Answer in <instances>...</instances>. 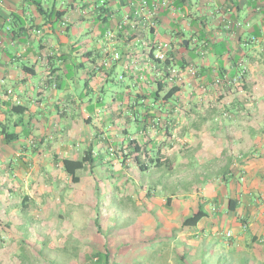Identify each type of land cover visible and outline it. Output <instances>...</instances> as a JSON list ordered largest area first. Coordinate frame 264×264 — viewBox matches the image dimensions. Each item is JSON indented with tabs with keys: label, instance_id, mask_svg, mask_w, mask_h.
<instances>
[{
	"label": "crops",
	"instance_id": "crops-1",
	"mask_svg": "<svg viewBox=\"0 0 264 264\" xmlns=\"http://www.w3.org/2000/svg\"><path fill=\"white\" fill-rule=\"evenodd\" d=\"M139 5L128 0H0V210L6 216L0 212V225L7 220L13 227L19 221L14 206L28 201L29 187L55 188L62 175L73 183L63 161L81 160L88 150L94 165H85L77 175L89 172L93 186L97 148L109 157L107 163L122 168L127 176L121 181L133 188L141 174L164 165L174 171L188 156L200 165V177L188 178L183 167L180 175L187 181L179 184V175H171L167 181L178 183L164 189L184 190L193 178L201 182L199 189H226L223 181L234 192L240 190L237 178L245 172L252 178L249 185L264 182V154L258 152L264 150V0H175L172 7L161 9L155 29L150 28L149 11L136 14ZM126 15L130 20L120 28ZM236 21L243 27L228 29ZM109 32L113 38H108ZM185 41L189 49L181 48ZM164 43L176 47L184 69H197L195 78L185 74L180 85L160 80L165 85L162 96L179 88L168 102L154 98L159 89L154 67L162 65L155 54ZM114 51L122 59L105 69L102 61ZM242 67L247 70L243 86L250 85L255 93L256 107L234 100L231 115L224 118L227 108L220 105L217 93L222 97L228 89L212 88L213 79L236 77ZM118 70L136 90L133 99L120 105L118 92L105 101L106 83ZM133 122L142 127L136 135L129 132ZM223 127L227 136H214ZM185 144L191 148L188 153ZM124 154H130L127 160ZM238 196L228 195V204ZM242 203L247 202L239 200ZM173 231L177 239L198 233L178 226Z\"/></svg>",
	"mask_w": 264,
	"mask_h": 264
},
{
	"label": "rangeland",
	"instance_id": "rangeland-1",
	"mask_svg": "<svg viewBox=\"0 0 264 264\" xmlns=\"http://www.w3.org/2000/svg\"><path fill=\"white\" fill-rule=\"evenodd\" d=\"M218 49L223 48L219 46ZM120 75L118 70L107 81L106 102L113 100L115 92L120 93L118 105L133 99L135 87L131 86L128 77L120 79ZM217 78L222 79L215 76L212 88L220 92L228 89L222 97L217 93L220 96L218 102L227 108L224 112L231 115L230 105L237 99H242L247 106L256 105L255 93L250 85L243 86V80L239 85L224 82V85L214 87ZM77 83L81 89L82 80ZM128 87L131 94H127ZM140 128L133 122L129 132L136 135ZM261 129L264 131V123ZM217 132L214 136H227L224 127ZM27 145L32 150L33 145ZM114 146L120 153L122 146L118 141ZM183 148H187V153L191 149L189 144ZM258 152L264 154L261 148ZM95 153L98 165L93 170V186L89 183V172L87 176L79 172L81 181L76 185L62 175L55 188L29 187L26 190L28 201L18 208L14 206L16 213L13 216L18 218L19 215V221L10 229L5 228L7 220L4 226L0 225V264H104L95 257L98 250H103L104 244L112 251L113 264H240L242 260L241 264H246L244 260L247 264H264V182L258 186L255 183L249 185L252 178L245 172L237 178L241 183L240 190L234 192L230 183L223 181L221 185H227L226 189L223 186L220 189H199L201 182L197 184L193 178L184 190L164 189L178 183L167 181L171 175H179L176 177L179 184L187 181L180 175L183 167L188 178L200 177L199 172L196 173L200 165L188 156L184 158L185 164L183 161L174 171L164 165L157 171L156 167L152 168L155 172L140 173L141 179L135 189L121 181L127 176L122 168L107 163L109 157L101 155L98 148ZM152 158L157 164L156 152ZM103 161L107 162L101 165ZM146 162L149 163L148 156ZM218 172L222 179L224 172ZM127 173L136 178L139 176L130 171ZM155 176L158 178L153 179ZM203 185L206 187L207 184ZM235 193L240 202L247 203L232 212L228 208L227 196ZM169 195L173 201L167 204ZM0 200L4 201L1 194ZM201 202L208 217L192 228L191 231L198 233L177 239L173 227L181 228L182 219L196 211ZM0 212L1 217L6 218ZM227 233L231 236L228 237ZM183 251H186L185 261L181 259Z\"/></svg>",
	"mask_w": 264,
	"mask_h": 264
},
{
	"label": "built area",
	"instance_id": "built-area-1",
	"mask_svg": "<svg viewBox=\"0 0 264 264\" xmlns=\"http://www.w3.org/2000/svg\"><path fill=\"white\" fill-rule=\"evenodd\" d=\"M126 1V0H125ZM130 2L137 1L139 2V10H137L136 14H139L140 11L147 10L149 11V25L151 29H155L157 23L159 21V15L162 8H170L173 6L175 0H154L151 4H149V0H128ZM101 3L104 4V0H101ZM174 9V8H173ZM130 20V16L126 15L121 22L120 28L126 25ZM232 27V28H231ZM243 27L242 22L236 21L231 23V26L228 29L233 28H241ZM108 38H113L112 32L108 33ZM253 42L257 41L256 37L252 38ZM201 51V50H199ZM122 59V54L118 51H114L108 59L102 61V67L105 69H110L111 66L115 62H119ZM155 59L162 64L160 68H155L156 78L158 80H170L171 82L175 81L179 85L185 82V74L195 78L197 76V69L192 66L188 65L184 69L183 62L177 57L176 55V47L171 43H164L157 46V53L155 54ZM169 62V63H168ZM246 67H242L239 75L232 78H217L214 81V87L224 85V82L228 83L229 85H239L240 82L243 80V76L246 74ZM120 79H123V76H120ZM11 94V90L7 92L9 96ZM224 117H228L229 114L227 112L223 113ZM33 143V142H30ZM227 236L230 237L231 234L227 233Z\"/></svg>",
	"mask_w": 264,
	"mask_h": 264
},
{
	"label": "trees",
	"instance_id": "trees-1",
	"mask_svg": "<svg viewBox=\"0 0 264 264\" xmlns=\"http://www.w3.org/2000/svg\"><path fill=\"white\" fill-rule=\"evenodd\" d=\"M188 41H191V39H189ZM189 44L188 45H185L184 43H181V48L183 49H189ZM223 47V46H222ZM224 50L220 51V56L224 55ZM183 64L185 65V62L184 60L182 61ZM169 63V62H168ZM223 77V76H222ZM244 77V76H243ZM159 83V89H157V91L155 92L154 94V98L155 99H162L164 101H170L174 94L179 90V88H176L174 87L173 89H171L168 93L164 94V96L161 95L162 91L164 90V87L165 85L162 84V82L159 80L158 81ZM10 134L6 133V138L9 137ZM139 153H141L140 149L137 148ZM134 153H136L134 151ZM125 156V160H127L130 156V154H124ZM94 162H95V158L93 156V152L91 150H88L86 152V155L84 156L83 159L81 160H64L63 161V166H64V169H65V172L71 177L72 179V182L74 184H78L79 181H80V178L78 177L77 175V172L81 169H83L85 167V165H89V166H93L94 165ZM142 171H146L147 170V167L144 166V165H141L140 166ZM93 174V173H92ZM239 203V200L238 199H231L229 201V204H228V208L230 211L232 212H236L240 206ZM205 217H208V213L207 211L205 210V207H204V203H199L198 205V208L196 211H193L192 214L184 217L181 221V229H185L186 231H191L192 228H196L198 226V224L205 218ZM96 224H97V227L99 229V232L102 233V230L99 228L100 225L99 223L96 221ZM5 228L7 229H10L11 228V225L10 224H5ZM174 232V231H173ZM112 251L111 249L109 248L108 245L104 244L103 246V250H98V252L96 253L95 257L98 259L99 263H104V264H113L112 263ZM186 251L182 252V255H181V259H183V261H185L186 259ZM117 260V259H116ZM247 264V261L244 260ZM243 262V260L240 262V264ZM114 264H117L114 263Z\"/></svg>",
	"mask_w": 264,
	"mask_h": 264
},
{
	"label": "water",
	"instance_id": "water-1",
	"mask_svg": "<svg viewBox=\"0 0 264 264\" xmlns=\"http://www.w3.org/2000/svg\"><path fill=\"white\" fill-rule=\"evenodd\" d=\"M185 45H188L187 41L184 42Z\"/></svg>",
	"mask_w": 264,
	"mask_h": 264
}]
</instances>
